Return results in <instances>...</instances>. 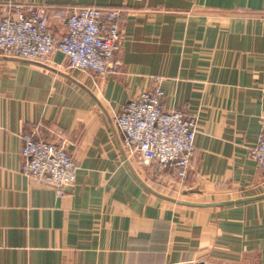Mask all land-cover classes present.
<instances>
[{
    "label": "crops",
    "instance_id": "0c3cea01",
    "mask_svg": "<svg viewBox=\"0 0 264 264\" xmlns=\"http://www.w3.org/2000/svg\"><path fill=\"white\" fill-rule=\"evenodd\" d=\"M10 5L46 6L58 37L74 9H115L124 43L107 78L0 52V264H264V0H0V21ZM156 84L198 120L184 182L115 123ZM26 134L73 157L64 196L22 173Z\"/></svg>",
    "mask_w": 264,
    "mask_h": 264
},
{
    "label": "built area",
    "instance_id": "2783aa9c",
    "mask_svg": "<svg viewBox=\"0 0 264 264\" xmlns=\"http://www.w3.org/2000/svg\"><path fill=\"white\" fill-rule=\"evenodd\" d=\"M58 21L62 14L54 15ZM120 12L110 8L74 9L66 19V32L58 37L49 8L40 5H10L0 21V52L31 62H47L61 52L71 70L91 72L101 78L119 75L123 36ZM165 92L159 84L130 101L116 118L126 148L142 163L162 176L184 182L196 151L197 118L181 111H166ZM22 173L39 185L54 189L59 197L77 182L73 157L62 146L23 138ZM250 157L264 169V129Z\"/></svg>",
    "mask_w": 264,
    "mask_h": 264
},
{
    "label": "water",
    "instance_id": "95a60500",
    "mask_svg": "<svg viewBox=\"0 0 264 264\" xmlns=\"http://www.w3.org/2000/svg\"><path fill=\"white\" fill-rule=\"evenodd\" d=\"M200 264H202V263H200Z\"/></svg>",
    "mask_w": 264,
    "mask_h": 264
}]
</instances>
